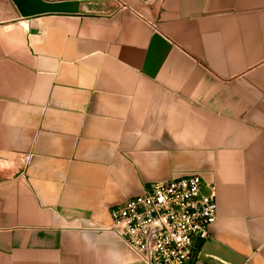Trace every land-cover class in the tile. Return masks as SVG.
I'll return each mask as SVG.
<instances>
[{
  "label": "crops",
  "instance_id": "crops-1",
  "mask_svg": "<svg viewBox=\"0 0 264 264\" xmlns=\"http://www.w3.org/2000/svg\"><path fill=\"white\" fill-rule=\"evenodd\" d=\"M49 1L0 20V264H147L111 208L192 174L194 264H264V0Z\"/></svg>",
  "mask_w": 264,
  "mask_h": 264
},
{
  "label": "built area",
  "instance_id": "built-area-1",
  "mask_svg": "<svg viewBox=\"0 0 264 264\" xmlns=\"http://www.w3.org/2000/svg\"><path fill=\"white\" fill-rule=\"evenodd\" d=\"M111 216L112 229L147 264H194L217 219L216 186L197 174L155 181Z\"/></svg>",
  "mask_w": 264,
  "mask_h": 264
},
{
  "label": "water",
  "instance_id": "water-1",
  "mask_svg": "<svg viewBox=\"0 0 264 264\" xmlns=\"http://www.w3.org/2000/svg\"><path fill=\"white\" fill-rule=\"evenodd\" d=\"M17 13L4 15L0 12V20L9 16H32L47 12H78L79 5L75 1H49V0H10Z\"/></svg>",
  "mask_w": 264,
  "mask_h": 264
}]
</instances>
